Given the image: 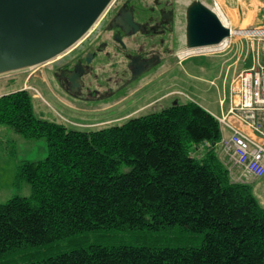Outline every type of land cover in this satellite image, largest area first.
I'll list each match as a JSON object with an SVG mask.
<instances>
[{
	"label": "trees",
	"instance_id": "1",
	"mask_svg": "<svg viewBox=\"0 0 264 264\" xmlns=\"http://www.w3.org/2000/svg\"><path fill=\"white\" fill-rule=\"evenodd\" d=\"M0 125L44 138L48 151L16 169L15 186L31 194L0 203V257L83 232L178 225L202 243H91L24 264H264V207L250 184L230 182L220 124L195 101L83 130L37 116L31 92L18 89L0 95Z\"/></svg>",
	"mask_w": 264,
	"mask_h": 264
},
{
	"label": "rangeland",
	"instance_id": "2",
	"mask_svg": "<svg viewBox=\"0 0 264 264\" xmlns=\"http://www.w3.org/2000/svg\"><path fill=\"white\" fill-rule=\"evenodd\" d=\"M124 1L113 0L107 8L109 9L108 13H105L104 17L101 16L93 26L92 32L88 36L87 33L81 41L56 59L31 69L0 76V95L23 89L25 79L28 77L26 85L36 89L35 96H33V107L37 116L83 130L120 124L130 117L156 111L176 100H193L202 107L219 114V101L224 97L228 99V87L226 86L228 81H224L222 78L221 60L239 56L237 71H241L252 66L253 57L257 53H259L261 61L264 58V48L261 45L236 35L230 46L221 53L191 57L181 63L178 62L174 54L187 43L190 9L196 3H201L210 8L211 0H174L172 3L174 9L173 30L172 33L162 36L167 47L166 49L157 47L161 62L154 70L133 81L111 99L92 101V104L82 100L66 101V104L60 102L58 90L54 87L55 83L49 79L53 67L78 46L85 42L89 43L100 25L107 21L110 10ZM128 1H132L139 10L137 16L141 21L147 15V10L154 5V0ZM218 1L223 14L234 26L222 5V0ZM228 2H230V7L235 8L238 2V4L245 5V11H250L249 21L261 3L263 4L262 16L264 17V0H259L260 3L257 0H240L238 2L237 0H229L226 1L227 6H229ZM248 3L252 6H248ZM241 11L242 7L235 10L236 13ZM257 17L262 21L260 24H264V18L262 19L258 15ZM130 41L135 45L144 44V48L147 50L152 43L159 42V39L156 37L146 43L147 39L141 33H136ZM118 60L116 63L120 64L121 67L123 63ZM115 70L108 69L104 75L116 77L118 72ZM224 103L225 109L227 101ZM47 153V142L44 138L28 139L13 131L9 126L0 125V203H5L15 195L29 196L31 194L30 186L27 183L15 186L16 169L23 161L41 160L47 156ZM250 186L256 200L260 206L264 207V175L253 181ZM202 238V233H193L178 225L160 229L89 231L42 246L18 248L0 257V264H24L30 261H38L48 255L58 254L91 243L177 247L199 246L202 243Z\"/></svg>",
	"mask_w": 264,
	"mask_h": 264
},
{
	"label": "water",
	"instance_id": "3",
	"mask_svg": "<svg viewBox=\"0 0 264 264\" xmlns=\"http://www.w3.org/2000/svg\"><path fill=\"white\" fill-rule=\"evenodd\" d=\"M113 0H0V76L55 59L83 39ZM128 33L139 30L132 13L115 19ZM210 8L196 3L187 24L186 47L214 45L229 35ZM130 65H134L131 61ZM153 65L141 62L128 83Z\"/></svg>",
	"mask_w": 264,
	"mask_h": 264
},
{
	"label": "flooded vegetation",
	"instance_id": "4",
	"mask_svg": "<svg viewBox=\"0 0 264 264\" xmlns=\"http://www.w3.org/2000/svg\"><path fill=\"white\" fill-rule=\"evenodd\" d=\"M130 2L125 0L118 3L106 15L107 21L100 25L89 43L81 44L53 67L49 79L55 83L60 102L66 104V101L82 100L92 104V101L111 99L133 82L128 83L133 73L141 68L142 61L152 58L153 65L136 80L160 64L161 56L157 47H167L162 36L172 33L174 0H154L153 7L147 10L143 21L138 18V11ZM128 11L132 13V20L140 26L136 32L129 29L127 33L123 27L115 25V19L123 17ZM136 33H141L147 39L146 43L156 37L159 42L152 43L146 50L144 44L135 45L130 41ZM117 59L123 63L121 67L116 63ZM131 61H134V65H130ZM108 69H116L117 76L104 75Z\"/></svg>",
	"mask_w": 264,
	"mask_h": 264
},
{
	"label": "built area",
	"instance_id": "5",
	"mask_svg": "<svg viewBox=\"0 0 264 264\" xmlns=\"http://www.w3.org/2000/svg\"><path fill=\"white\" fill-rule=\"evenodd\" d=\"M211 10L230 33L214 45L200 47H182L175 52L178 62L191 57L221 53L232 43L237 35L256 42L264 48V24L234 28L223 14L218 0H211ZM31 69V68H30ZM25 79L23 89L35 96L36 89L27 86ZM224 98L219 101L220 108ZM220 124L221 138L218 159L226 169L233 184H252L264 175V62L259 53L253 57L251 67L243 69L232 76L229 82L228 108L220 114H212ZM230 118L241 123L247 131L237 128ZM203 143L200 149L207 146Z\"/></svg>",
	"mask_w": 264,
	"mask_h": 264
},
{
	"label": "crops",
	"instance_id": "6",
	"mask_svg": "<svg viewBox=\"0 0 264 264\" xmlns=\"http://www.w3.org/2000/svg\"><path fill=\"white\" fill-rule=\"evenodd\" d=\"M226 1H229V0H222V5H223L224 9L226 10V12L229 14L232 22L234 23V26H233L234 28H243V27L252 26V25L256 26V25L262 23V21L258 19L259 17H257V15H258V16H260V18H262V19L264 18L262 16L263 4H261L259 2V0H257V2L260 3V7L257 9V11L253 12V16L250 19V21H249V16H248L250 11H248V10L245 11L246 6L243 5L242 3L238 4L239 3L238 1H240V0H237L238 3L236 5V8L239 9V7H242V11L241 12H237V13L235 12V10H236L235 7H230V2H228L229 6L226 5ZM249 2H251V1H249ZM247 5L248 6H252V5H249V3ZM180 48H182V47H180ZM263 59L264 58H262V62H264ZM238 60H239V56L238 57H233L231 59L230 58H225V59L221 60V63H220L221 70H223L222 71L223 72L222 78H223L224 81L225 80L228 81V82H226V86L228 87V91H229V82H230L232 76L235 75L237 72H239V71H237ZM226 101H227V106L224 109V105H223L220 108V113L222 111H225L228 108V99L227 98H225V102ZM206 110L208 112H210L211 114H217V113H215L214 111H212L210 109H206ZM230 120H231V123H233V125H235L237 128L249 132L248 130H246V128L241 123H239L235 119L230 118Z\"/></svg>",
	"mask_w": 264,
	"mask_h": 264
},
{
	"label": "bare ground",
	"instance_id": "7",
	"mask_svg": "<svg viewBox=\"0 0 264 264\" xmlns=\"http://www.w3.org/2000/svg\"><path fill=\"white\" fill-rule=\"evenodd\" d=\"M210 11L216 16V13H215L213 10L210 9ZM61 55H62V54H61ZM59 56H60V55H59ZM59 56H57V57H59ZM57 57H56V58H57ZM56 58H55V59H56Z\"/></svg>",
	"mask_w": 264,
	"mask_h": 264
}]
</instances>
